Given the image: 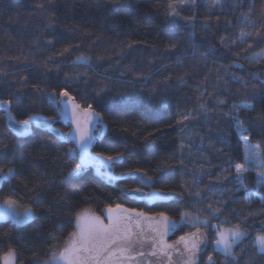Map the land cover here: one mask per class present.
<instances>
[{
    "label": "trees",
    "instance_id": "1",
    "mask_svg": "<svg viewBox=\"0 0 264 264\" xmlns=\"http://www.w3.org/2000/svg\"><path fill=\"white\" fill-rule=\"evenodd\" d=\"M169 4L177 6L179 17L169 16ZM225 9L209 8L202 0L182 10L178 0H0V101H13L18 121L33 114L55 119L60 92L67 87L78 105L103 120L92 153L120 157L112 166L114 186L92 170L70 177L79 159L69 151L75 148L69 128L58 126L63 140L40 131L18 139L0 112V176L12 170L0 186V200L11 199L21 210L30 207L36 216L26 225L0 219V264L10 249L16 251V264L48 261L68 244L79 213L101 216L117 205L146 215L163 213L176 222L185 214L188 220L207 221L209 226L200 229L208 247L197 264H208L209 256L215 264H232L214 251L221 227L246 234L232 249L237 264H264L253 246V238L264 234L260 169L245 174L251 193L236 191L235 165L244 163V142L223 116L227 107L209 113L211 122L200 114L201 104L212 108L220 99L229 106L243 101L264 109V89L254 79H264V58L250 59L264 48V39L255 35L264 36V0H225ZM242 15L256 27L245 25ZM174 19L179 26H173ZM242 28L253 37L232 45ZM221 36L228 37L230 47ZM81 55L90 58L91 67L72 63ZM103 85L106 91L97 95ZM121 95L134 102L121 103ZM17 96L25 105L23 114L16 110ZM188 113L192 117L185 120ZM246 115L255 113L242 112L241 119ZM218 132L229 136L227 147L217 142ZM248 134L264 152V129L249 127ZM133 173L150 178L149 184ZM136 189L135 198L126 194ZM151 192L176 197L149 202ZM197 229L184 224L176 234Z\"/></svg>",
    "mask_w": 264,
    "mask_h": 264
},
{
    "label": "snow or ice",
    "instance_id": "2",
    "mask_svg": "<svg viewBox=\"0 0 264 264\" xmlns=\"http://www.w3.org/2000/svg\"><path fill=\"white\" fill-rule=\"evenodd\" d=\"M206 6L209 8H219L221 10L225 9V0H202ZM187 5L188 7H194L196 5V0H178V6L182 10L183 7ZM169 8L171 11L169 12V16L171 17H179L180 12L177 10V6L173 4H169ZM184 20H191L193 18L183 17ZM242 20L245 25H250L252 27H256L254 21L250 19L248 15H242ZM227 23H231L228 21ZM173 26H179L177 20L172 21ZM194 29L195 25H188ZM202 27L208 31H210V26L207 24L202 25ZM252 32L244 31L243 28L240 30L238 35L231 40V44L234 45L237 41L243 43L247 39L253 37ZM256 36L264 39V36H261L260 32L255 33ZM220 42L224 44L225 47H230L228 43L227 36H221ZM171 47H175V43L170 45ZM251 48V45H249ZM211 51V49H210ZM264 57V48H262L259 52H254L250 57L251 60H257L259 58ZM178 62H180L178 60ZM73 64H81L82 66L91 67V60L88 56L81 55L78 56L76 60L72 62ZM239 67V65H237ZM6 75V73H5ZM83 76H87V72L82 74ZM79 78V76L77 77ZM234 80L238 79L233 77ZM254 79H258L260 81L261 89H264V79H260L259 77H254ZM68 81L66 80V83ZM245 88L248 86V82L240 79L239 81ZM180 83H185V81L181 78ZM107 85H103L98 88L97 95L106 91ZM230 92V90H229ZM203 95V93H202ZM253 95H257L254 91ZM60 96L68 97L69 91L67 87H65L61 92ZM50 100L54 99V96H49ZM120 102L124 104L132 103L134 100L128 96L121 95ZM58 105H62L60 107V113L65 118L71 117L76 123V139L79 147L70 149V153L72 155L79 154L80 163L77 164L72 171L69 173L70 177H77L82 174L90 165L95 166L97 171H99V167L101 164L107 163L108 168H111L118 160L119 156H107L103 157L102 155L93 156L89 151L90 146L93 140L103 131V121L102 119H97L95 124L89 127L92 123V117L98 116V113H89L88 109H84L79 111V105H73L71 113L68 111V101L61 100L57 102ZM13 105V101L11 99L0 101V108H4L10 113V121L13 124H20L24 127L17 129V135L24 136L28 134V130L32 124V122L36 119V117L29 115L27 119L21 121H15L14 117L11 116V107ZM16 110L18 113L23 114L25 110V105L23 104L22 98L17 96L15 101ZM91 108V105L88 106ZM200 114L203 116L205 122H211L212 116L209 115L214 109L227 107L228 111L223 113V116L228 117L231 120V124L229 127H234L235 130L240 134L241 139L244 142V163H240L235 165V177L234 179L240 181L239 187L236 191H244L247 193H251L253 190L249 189L248 186L244 183L246 176L245 174L250 170H254L255 168L261 169L258 175V186L260 184H264V152H262L259 148V145H252L250 143V134L249 127L252 128H260L264 129V109L257 111L255 105L253 103L248 102H240V103H232L230 106L228 105L227 100L220 99L216 100L215 104L212 108L207 107L205 104H201L200 106ZM255 113V115H246L244 119H241V113ZM89 117L87 120H82V117ZM192 117V113H188L184 115V119H190ZM245 121L249 127L245 126ZM222 121H217V125ZM229 136L223 132L217 133V142L222 143L225 147L228 146ZM264 142V141H262ZM181 149L183 150V145H181ZM230 159V158H229ZM246 165H248L246 167ZM12 175V170L9 169L7 176ZM132 175L137 176L140 179L143 185H147L150 182V178H146L144 176H138L133 173ZM110 179H115L114 176L109 175ZM198 179V178H197ZM140 190H131L126 194L135 198L139 194ZM257 194H259L257 192ZM150 199H167L169 196L159 193V192H151L148 193ZM264 199V198H262ZM15 201L11 199H6L4 201V206L0 207V218L11 217L15 220L17 225H24L31 220L36 219L35 213L33 210L29 208H25L23 213H18L14 209ZM117 209H120V205L116 206ZM109 223L104 224L103 220L99 217L92 216L87 212L83 214H79L77 216V232L72 234V237L68 244L65 245L62 251H53L51 253L50 259L45 261L44 264H129V261L134 260V255L144 256V252L141 250V236L143 234V229L140 228V218L144 216L143 213H135L134 215L130 214L128 210H123L122 212H115L112 208L107 209ZM164 216L163 213L160 214ZM164 221L166 223L167 228L175 229L177 225L174 222L168 221L167 217H164ZM204 227H208L207 221H201ZM217 239L215 241L214 251L221 252L225 260L232 261V264H237L236 256L233 253L232 249L234 245L237 244L238 241H241L245 238V233L240 231L237 228L229 229L225 231H221L219 229L216 230ZM181 242L184 243L185 249L188 255L185 257L182 252L180 255V259L184 261V264H196L195 257L197 252L204 251L207 249L208 244L200 238H194L191 241H186L184 237H181ZM160 252H162L165 256H167L166 248L171 247L163 243V239L159 241ZM204 244V248L201 249L200 245ZM253 246L256 250V255L264 256V234H258L253 238ZM152 255H156V251L151 253ZM17 259L15 249H10L7 255L3 257L4 264H15ZM255 257L252 258L254 260ZM208 264H215L212 257H208ZM251 264V261L249 262Z\"/></svg>",
    "mask_w": 264,
    "mask_h": 264
},
{
    "label": "rangeland",
    "instance_id": "3",
    "mask_svg": "<svg viewBox=\"0 0 264 264\" xmlns=\"http://www.w3.org/2000/svg\"><path fill=\"white\" fill-rule=\"evenodd\" d=\"M263 58L264 57L259 58L257 60L261 61ZM244 148H245V145L243 143V149ZM9 177L10 176H7V174L1 175L0 176V186L3 183V181L5 179H8ZM163 194L169 196V198L153 200V199H150L149 196L147 195L146 200L149 202H154V201H160V200H168V199H172V198L176 197V195H174V194H168V193H163ZM2 206H4V202H2L0 200V207H2ZM14 209L18 213L24 212V210H21L15 204H14ZM113 210L115 212L119 213V212H122L123 210H128V209L120 207V209L113 208ZM85 212H87L88 214H90L92 216L99 217L101 220H103L104 224H108L110 222L108 219V212L107 211H105L104 214L101 216L95 214L91 210H84L79 214H83ZM128 212L132 215H134L135 213H140V212L131 211V210H128ZM77 216H76V223H77ZM164 217H167V216L166 215L161 216V215H146V214H144V216L140 218V228L143 229L140 247H141V250L144 252L145 255L144 256H138V255H135V253H133L135 258H134V260L129 261V264H184V261H182L180 259V255L183 252L184 256L186 257L188 255V253L185 249L184 243L181 242V237H184L186 241H191L194 238H200L206 242V236H205L204 232L200 229V227H204V226H203V224L200 223L202 220L198 219V217H196V218L191 217L188 220L189 215L185 214L179 222H176V221L170 219L169 217H167L168 221L174 222V224L177 225V227H175V229L167 228L166 223L164 221ZM0 219L9 220V221H12L15 223V220L12 219L11 217H4V218H0ZM26 224H24V225H26ZM184 224H188L192 227H197L199 229H197V230H195L189 234H186V235H177L176 233H177L178 229ZM229 229H235V228H233V227H221V228H219V230H221V231H225V230H229ZM75 232H77V227L75 228ZM161 237L163 239L164 244L171 246V247H168L165 249V251L167 252V256H165L159 250L160 246H161L159 244ZM200 247H201V249H203L204 244H201ZM153 251H156V255L151 254ZM200 252H197V254H196V257H195L196 264L198 262V256H199ZM219 253H221V252H219ZM15 264H16V262H15ZM42 264H44V263H42Z\"/></svg>",
    "mask_w": 264,
    "mask_h": 264
},
{
    "label": "water",
    "instance_id": "4",
    "mask_svg": "<svg viewBox=\"0 0 264 264\" xmlns=\"http://www.w3.org/2000/svg\"><path fill=\"white\" fill-rule=\"evenodd\" d=\"M61 100H67L68 101L69 113H71L73 105H78L70 96L63 97V98H61ZM61 106L62 105H59V107H61ZM82 110H84V108L79 105V111L82 112ZM0 112H2L5 116L7 129L9 130V132L14 137H16L18 139L29 138L33 134L34 131H40V132H46V133L54 136L57 140H63L65 135L60 130V128L58 126L64 125L65 127L70 129L69 133H68L69 140H71L74 143L75 148L79 147L76 139H74V137H76V135H77L75 121L71 117L65 118L63 115H61L60 112H59V117L55 118V119L48 118L42 114H33L32 116L36 117V119L32 122V124L28 130V134L24 135V136L17 135V129L22 128L24 126L20 125V124H13L12 121H10V118H9L10 113L8 110H6L4 108H0ZM88 112L89 113H93V112L96 113L92 109H88ZM11 116L14 117L15 121H18L16 119V117L14 116V114L12 113V107H11ZM87 119H89V117H86V116L82 117V120H87ZM91 119H92V123L89 125V127L94 125L97 119H102V118L98 114V116L92 117ZM96 139H97V137L93 140V142L90 146L89 151L91 153H92V149H93V144L95 143ZM92 155L97 156L93 153H92ZM78 159H79V163H80L81 161H80L79 154H78ZM102 169H104V171ZM86 170H92L97 178L101 179L102 181H104L108 185L114 186L113 183L117 180V178L114 176L113 168L112 167L108 168L107 163L101 164L99 167V171H97V168L95 166H91V165ZM109 175L114 176L115 179L114 180L110 179Z\"/></svg>",
    "mask_w": 264,
    "mask_h": 264
},
{
    "label": "crops",
    "instance_id": "5",
    "mask_svg": "<svg viewBox=\"0 0 264 264\" xmlns=\"http://www.w3.org/2000/svg\"><path fill=\"white\" fill-rule=\"evenodd\" d=\"M16 223V222H15ZM3 264H4V262H3Z\"/></svg>",
    "mask_w": 264,
    "mask_h": 264
}]
</instances>
